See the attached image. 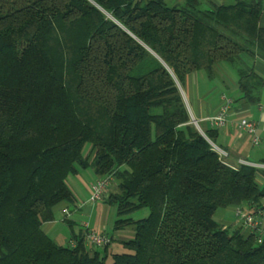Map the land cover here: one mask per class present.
Listing matches in <instances>:
<instances>
[{"label":"trees","instance_id":"trees-1","mask_svg":"<svg viewBox=\"0 0 264 264\" xmlns=\"http://www.w3.org/2000/svg\"><path fill=\"white\" fill-rule=\"evenodd\" d=\"M263 13L264 0H0V264H264V233L215 219L264 211V169L227 164L182 92L228 65L257 104L264 81L243 55L264 59ZM88 168L117 185L114 230L134 233L111 262L114 238L103 252L44 230Z\"/></svg>","mask_w":264,"mask_h":264},{"label":"crops","instance_id":"crops-1","mask_svg":"<svg viewBox=\"0 0 264 264\" xmlns=\"http://www.w3.org/2000/svg\"><path fill=\"white\" fill-rule=\"evenodd\" d=\"M175 1V4L178 5L184 4L187 0ZM201 1L208 8H213L214 6L232 4L236 0H232L233 2L231 0V2L229 0ZM260 24L264 27V13ZM243 59L244 62L253 69L255 74H257L264 81V59L260 56L249 57L248 55H243ZM217 73L218 76L215 79H209L207 74L201 75V77L198 78V76H196L198 74L195 73L188 77L184 87H182V92L193 122H198V128L203 134L209 130H217L216 145L227 153L228 157L226 161L230 165L239 167L241 160L264 164V143L259 146L254 145L252 136L240 127V122L243 119L254 121L258 126V134L264 138V113L260 109L261 106H264V84L260 89V101L257 104H251L247 103L245 100L242 101L243 94L239 86L238 77L228 65H219ZM224 97L232 99L234 104L228 116L227 125L223 128H215L212 125L210 118L218 114L225 103ZM257 178L258 182L263 185L264 176L259 173ZM64 208L66 207L62 206L60 208L63 220L69 223L72 228V234L68 243V245H70L71 240H73V235L84 232L85 224L90 225V223H85L79 228L76 219H70V216H65L63 212ZM78 209L79 211L81 210L80 208ZM215 219L225 228H233V230L240 228L237 225L239 224L238 222L236 224L228 220L226 221L223 216L217 213L215 215ZM90 227L92 228V225H90ZM104 228L106 229L105 226L103 229ZM44 230L51 237V233L55 230V221L46 223L44 225ZM51 238L53 239V237ZM92 249L102 251L95 247ZM105 252L107 253V251Z\"/></svg>","mask_w":264,"mask_h":264},{"label":"rangeland","instance_id":"rangeland-1","mask_svg":"<svg viewBox=\"0 0 264 264\" xmlns=\"http://www.w3.org/2000/svg\"><path fill=\"white\" fill-rule=\"evenodd\" d=\"M167 3L169 6L176 5L175 0H167ZM203 5L207 7L204 3ZM196 74H198L196 76H198L199 78L201 77V75H206V72L200 71ZM90 151L91 145H88L85 150L86 156L89 155ZM97 177L98 176L95 174L94 170L92 168H88L81 169L78 175H71L68 178V184L72 188V191L74 192L77 199L76 204L70 207V219H76L79 228L85 223H90V225H92L93 230H96L97 232L101 233H106L107 235H110L111 237L115 238L113 244L108 250V262H111L113 259V255L127 252V250L123 247L119 240L132 239L134 237V233L130 228H127L123 231L114 230V222L117 219L116 209L115 207L110 206L107 203L106 199L109 194L116 192L117 185L114 180L110 183L108 193L107 195H104V198L102 200L98 202L91 201V187L93 183H95L99 179H97ZM78 208H80L81 210L79 211ZM237 209L238 207L236 206L222 208L217 212V214L223 216L226 221L228 220L236 224L238 222L239 224L237 225L239 227H244L242 225L243 222L236 216L235 210ZM149 214V209H144L142 211L133 213L131 217L135 220H138L149 216ZM54 221L55 230H53V232L51 233V237H53V239L57 241V243H59L60 245L68 246L69 238L72 234V228L69 223L63 220L60 208H57L55 211ZM104 226L106 227V229H103ZM87 246L89 247V249L94 247L89 242H87ZM100 250L103 251V248H100Z\"/></svg>","mask_w":264,"mask_h":264},{"label":"built area","instance_id":"built-area-1","mask_svg":"<svg viewBox=\"0 0 264 264\" xmlns=\"http://www.w3.org/2000/svg\"><path fill=\"white\" fill-rule=\"evenodd\" d=\"M225 103L215 116L210 118L212 125L215 128H223L228 123V116L234 104V101L228 97H224ZM261 111L264 113V106L260 107ZM196 126H199L197 121L193 122ZM240 127L246 130V132L252 136L253 143L256 146L261 145L264 143V138H262L258 134V126L254 121L243 119L240 122ZM214 149L221 155L222 158L225 160L227 159V153L218 147L216 144L211 142ZM229 164L228 162H226ZM230 165V164H229ZM241 165L253 166L259 169H264V164H257L252 163L246 160L240 161ZM232 166V165H231ZM234 167V166H233ZM111 183V177H104L99 178L93 185H92V193H91V201L98 202L104 198V195L107 193V190ZM236 211V216L243 222L244 229L249 233L257 232L260 236L264 233V211H250L247 209L245 205L238 206ZM66 217L71 215L69 208H64L63 210ZM85 239L87 242L91 243L95 248H105L106 246L112 243V237L107 235L106 233H100L93 230L89 224H85ZM76 240H71L70 245L76 246Z\"/></svg>","mask_w":264,"mask_h":264},{"label":"water","instance_id":"water-1","mask_svg":"<svg viewBox=\"0 0 264 264\" xmlns=\"http://www.w3.org/2000/svg\"><path fill=\"white\" fill-rule=\"evenodd\" d=\"M198 128V127H197ZM199 129V128H198Z\"/></svg>","mask_w":264,"mask_h":264}]
</instances>
